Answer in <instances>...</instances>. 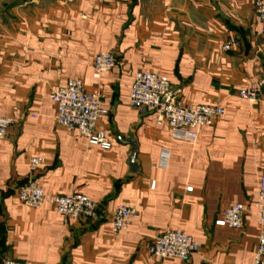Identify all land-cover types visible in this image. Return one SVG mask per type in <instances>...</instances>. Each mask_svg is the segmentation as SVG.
<instances>
[{
  "label": "crops",
  "instance_id": "crops-1",
  "mask_svg": "<svg viewBox=\"0 0 264 264\" xmlns=\"http://www.w3.org/2000/svg\"><path fill=\"white\" fill-rule=\"evenodd\" d=\"M259 31L254 0H0V115L15 120L0 139V264H153L149 245L171 229L201 248L189 261L165 264H253L264 171ZM232 41L239 46L225 51ZM102 51L114 53L117 66L95 79ZM137 71L159 72L186 102L225 114L201 128L196 144L175 141L153 113L129 105ZM71 78L101 92L110 111L99 127L111 149L58 125L50 95ZM252 82H263L257 103L239 95ZM131 142L138 172L129 164ZM35 156L44 158L39 168L31 166ZM27 181L49 194H85L97 216L26 206L16 189ZM232 203L247 208L241 229L215 224ZM119 204L138 213L128 230L112 234Z\"/></svg>",
  "mask_w": 264,
  "mask_h": 264
},
{
  "label": "built area",
  "instance_id": "built-area-1",
  "mask_svg": "<svg viewBox=\"0 0 264 264\" xmlns=\"http://www.w3.org/2000/svg\"><path fill=\"white\" fill-rule=\"evenodd\" d=\"M128 1V0H124ZM256 22L260 34L264 35V0H254ZM239 46L238 41L228 42L223 46L225 51ZM117 66L114 53L102 51L93 60L95 79ZM263 93V82H252L240 89L239 95L250 103L260 101ZM57 106L56 121L58 125L72 132H78L91 145L109 150L112 143L106 132L99 127L100 120L109 114L103 96L98 90L89 91L80 79L71 78L66 85L50 95ZM129 105L131 108L151 112L157 124H165L175 141L196 144L200 139V130L209 127L225 114L224 108L211 104H194L184 100L173 92L169 79L153 71H137L131 82ZM15 123L14 118L0 115V139L7 136ZM169 152L164 154L163 167H167ZM44 158H31V166L39 168ZM155 183H152V187ZM192 188H188L191 190ZM18 200L29 207H40L45 203L53 205L57 212L70 218L94 219L98 205L82 193L57 195L46 193L35 181L21 183L16 189ZM259 226V241L254 253L253 264H264V171L259 178V188L255 202ZM247 208L242 203H232L225 209L222 218L216 221L220 227L241 229L244 226ZM138 210L133 204H119L110 224L112 234H119L129 229L131 221ZM201 248V243L193 239L182 229H171L156 236L149 245V257L153 264H165L169 257L189 261ZM2 264H27L24 261L5 259Z\"/></svg>",
  "mask_w": 264,
  "mask_h": 264
},
{
  "label": "water",
  "instance_id": "water-1",
  "mask_svg": "<svg viewBox=\"0 0 264 264\" xmlns=\"http://www.w3.org/2000/svg\"><path fill=\"white\" fill-rule=\"evenodd\" d=\"M131 144H133L134 148H133L131 158L129 160V164L131 166V171L138 172L139 168H138L137 163L135 162L136 155H137V145L132 143V142H131Z\"/></svg>",
  "mask_w": 264,
  "mask_h": 264
}]
</instances>
